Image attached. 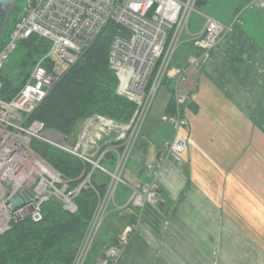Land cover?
<instances>
[{"label": "crops", "instance_id": "1", "mask_svg": "<svg viewBox=\"0 0 264 264\" xmlns=\"http://www.w3.org/2000/svg\"><path fill=\"white\" fill-rule=\"evenodd\" d=\"M250 1L207 0L197 8L225 25L208 58L189 62L200 53L191 33L178 43L162 99L135 139L106 216L103 249L138 225L114 264H264V6ZM175 89L188 97L180 161L163 151L175 132L161 117L170 102L174 108ZM136 181L151 183L159 201L127 204Z\"/></svg>", "mask_w": 264, "mask_h": 264}, {"label": "built area", "instance_id": "2", "mask_svg": "<svg viewBox=\"0 0 264 264\" xmlns=\"http://www.w3.org/2000/svg\"><path fill=\"white\" fill-rule=\"evenodd\" d=\"M195 2L25 0L19 20L0 48V69L9 53L24 38L31 35L43 37L49 47L34 64L26 82L16 94L9 101L0 99V131L3 137L0 141V234L8 230L13 221L25 216L38 220L41 217L40 205L48 198H59L63 208L74 213L78 208L75 201L77 196L83 189L94 188L92 176L103 172L109 176L107 189L103 196L99 194L72 262L84 264L97 230L106 217L105 207L109 200L114 199L117 185L124 182L122 173L126 161L152 107L162 78L167 73L182 32L188 30L189 16L197 9ZM250 3L264 6V0H251ZM237 19L235 14L232 22ZM109 21L120 27V33L111 43L109 66L117 77V93L135 104L130 120L119 122L93 114L83 120L74 138L47 128L38 120L26 123L27 115ZM224 31L225 25L206 16L202 29L190 34L193 47L200 53L191 55L189 62L197 63L202 57L208 58L224 41ZM47 61H50V67L46 65ZM179 74L182 72L179 71ZM187 98L185 93L175 89L174 109L161 117V121L169 124L175 132L171 140L164 142L165 158L171 156L180 161L179 153L187 144V137L179 134L182 127H188L187 120L181 114ZM33 139L49 143L88 165V170L84 169L82 173V179L70 186L68 178L32 149ZM110 152L114 155L112 164L108 159ZM128 186L132 193L127 204L138 207L144 203L155 204L160 199V194L151 183L136 181ZM21 191L31 194L28 200ZM16 196L21 197L17 206L12 204ZM137 226H127L95 264H114L129 233Z\"/></svg>", "mask_w": 264, "mask_h": 264}, {"label": "trees", "instance_id": "3", "mask_svg": "<svg viewBox=\"0 0 264 264\" xmlns=\"http://www.w3.org/2000/svg\"><path fill=\"white\" fill-rule=\"evenodd\" d=\"M206 2L207 0H196L195 7L199 8ZM13 16L14 21L0 38V48L20 18V15ZM118 33L119 25L113 21L107 22L77 61L64 71L41 102L27 115L26 123L38 120L47 128L74 137L77 133L76 125L79 122L81 125L85 118L93 114L128 122L134 113L135 104L117 93V77L109 66L111 43ZM48 47L47 40L36 35L16 44L13 50L14 62L7 64L5 61L0 69V99L9 101L16 94ZM46 65L50 67V61ZM170 103L168 110L172 111L174 108H171ZM31 147L68 178L70 186L82 179L84 169L88 170V165L79 158L49 143L33 139ZM112 158L114 155L110 152L108 159L111 164ZM108 181L109 176L105 173H94V188H86L80 192L75 200L78 208L74 213L64 209L62 201L53 197L41 203V217L38 220L25 216L13 221L10 228L0 234V264H72L99 194L104 195ZM105 220L106 217L104 222L107 223ZM100 228L104 234L100 238H103L106 233L102 224ZM97 241L95 238L84 264H95L103 254L105 248H101L102 243L97 245L98 248L94 247Z\"/></svg>", "mask_w": 264, "mask_h": 264}, {"label": "rangeland", "instance_id": "4", "mask_svg": "<svg viewBox=\"0 0 264 264\" xmlns=\"http://www.w3.org/2000/svg\"><path fill=\"white\" fill-rule=\"evenodd\" d=\"M24 5H25V0H17L16 1V8H15V10H14V14L15 15H21V13H22V11H23V8H24ZM202 12V11H201ZM201 12L200 11H198V9L197 10H195V11H193L191 14H190V16H189V26H188V28H189V31H191V32H189L187 29H185L183 32H182V35H181V38H183V37H185V35H188V33H193L196 29H198V28H202V25L204 24V22H205V17L201 14ZM0 38H2V35H1V37ZM14 57H15V52H11V53H9V55H8V57H7V59H6V63L7 64H12L13 62H14ZM69 67V66H68ZM67 67V68H68ZM66 68V69H67ZM14 71H16L15 69H13ZM64 73V72H63ZM162 96H163V83L158 87V89H157V92H156V94H155V96H154V99H153V104H152V109L158 104V103H160L159 101L162 99ZM151 109V108H150ZM109 118V117H108ZM113 120H115V119H113ZM145 123V122H144ZM144 125V124H143ZM142 125V126H143ZM79 128H80V122L76 125V127H75V132L77 131L78 132V130H79ZM142 128V127H141ZM77 134V133H76ZM76 136V135H75ZM74 136V137H75ZM73 137V136H72ZM73 137V138H74ZM117 149H119V147H117ZM120 151V150H119ZM122 153V152H121ZM109 163V162H108ZM115 182H113V184H114ZM122 185L123 184H118L117 185V188L118 187H122ZM116 193V192H115ZM115 196V195H114ZM113 201H114V199L113 200H109V202H108V204L106 205V207H105V213H106V216H107V214H108V212H109V208L111 207V205H112V203H113ZM103 219V218H102ZM105 219V218H104ZM104 219H103V222H101V224H102V229L103 230H105V228H106V226L108 225L106 222H104ZM108 220V218L106 217V220L105 221H107ZM101 225L99 226V229H100V231H98L97 230V234H96V239H98V243L99 244H97V242L94 244V247L95 246H99L100 245V243H102V238H100L101 236H104V234L102 233V231H101ZM94 238V239H95ZM94 241V240H93ZM93 243V242H92ZM98 246H97V248H98ZM91 249V248H90ZM104 255L102 254V255H100L98 258H97V260L99 259V260H101L102 259V257H103ZM96 260V261H97ZM95 261V262H96Z\"/></svg>", "mask_w": 264, "mask_h": 264}, {"label": "water", "instance_id": "5", "mask_svg": "<svg viewBox=\"0 0 264 264\" xmlns=\"http://www.w3.org/2000/svg\"><path fill=\"white\" fill-rule=\"evenodd\" d=\"M16 1L17 0H0V17H3V21L0 24V35L2 30L7 22L8 16L12 14L16 8ZM25 199H29L31 196L28 192H21ZM21 202V197L16 196L12 199V204L17 206Z\"/></svg>", "mask_w": 264, "mask_h": 264}, {"label": "flooded vegetation", "instance_id": "6", "mask_svg": "<svg viewBox=\"0 0 264 264\" xmlns=\"http://www.w3.org/2000/svg\"><path fill=\"white\" fill-rule=\"evenodd\" d=\"M13 14H14V12L8 16L7 22L5 23V26H4L3 30H2L1 35L9 28L11 23L14 21ZM2 21H3V17H0V24H1Z\"/></svg>", "mask_w": 264, "mask_h": 264}, {"label": "bare ground", "instance_id": "7", "mask_svg": "<svg viewBox=\"0 0 264 264\" xmlns=\"http://www.w3.org/2000/svg\"><path fill=\"white\" fill-rule=\"evenodd\" d=\"M3 139V137H2V133H1V131H0V141ZM19 153V155L21 156L22 155V153H20V152H18ZM17 153V154H18ZM18 156V155H17ZM2 160H4V158L2 159ZM21 192H25V191H21ZM90 251V250H89Z\"/></svg>", "mask_w": 264, "mask_h": 264}]
</instances>
